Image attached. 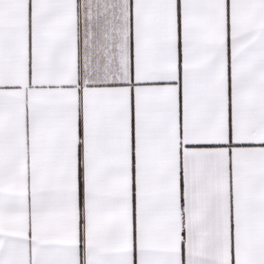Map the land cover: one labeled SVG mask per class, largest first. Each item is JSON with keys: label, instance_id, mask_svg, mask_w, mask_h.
<instances>
[{"label": "snow or ice", "instance_id": "1", "mask_svg": "<svg viewBox=\"0 0 264 264\" xmlns=\"http://www.w3.org/2000/svg\"><path fill=\"white\" fill-rule=\"evenodd\" d=\"M0 264H264V0H0Z\"/></svg>", "mask_w": 264, "mask_h": 264}]
</instances>
